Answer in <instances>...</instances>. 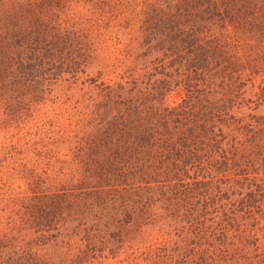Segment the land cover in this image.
Masks as SVG:
<instances>
[{
    "label": "trees",
    "instance_id": "1",
    "mask_svg": "<svg viewBox=\"0 0 264 264\" xmlns=\"http://www.w3.org/2000/svg\"><path fill=\"white\" fill-rule=\"evenodd\" d=\"M46 103L0 264H264V0H0V114Z\"/></svg>",
    "mask_w": 264,
    "mask_h": 264
},
{
    "label": "rangeland",
    "instance_id": "2",
    "mask_svg": "<svg viewBox=\"0 0 264 264\" xmlns=\"http://www.w3.org/2000/svg\"><path fill=\"white\" fill-rule=\"evenodd\" d=\"M95 72L92 74L94 75ZM60 93V91H57ZM51 104L46 103L41 106L38 112H30L27 116H22L23 119H12L9 114H0V156L11 150L12 145L16 147L18 154L17 158L26 157L27 150H31L32 144L37 141L39 129L42 124L51 117ZM244 111V109H243ZM248 113L249 111H245ZM264 115V104L255 112ZM5 149V151H4ZM32 155H30L31 157ZM30 157L26 158L29 159ZM263 217V215H262ZM259 226H264V219L259 220ZM264 231L259 233L262 237ZM262 242V241H261ZM121 259H112L110 257L98 261L96 264H120Z\"/></svg>",
    "mask_w": 264,
    "mask_h": 264
}]
</instances>
